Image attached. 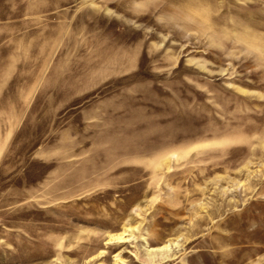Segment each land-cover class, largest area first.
<instances>
[{
    "label": "rangeland",
    "instance_id": "1",
    "mask_svg": "<svg viewBox=\"0 0 264 264\" xmlns=\"http://www.w3.org/2000/svg\"><path fill=\"white\" fill-rule=\"evenodd\" d=\"M0 264H264V0H0Z\"/></svg>",
    "mask_w": 264,
    "mask_h": 264
}]
</instances>
